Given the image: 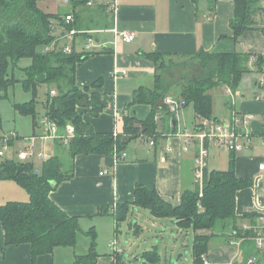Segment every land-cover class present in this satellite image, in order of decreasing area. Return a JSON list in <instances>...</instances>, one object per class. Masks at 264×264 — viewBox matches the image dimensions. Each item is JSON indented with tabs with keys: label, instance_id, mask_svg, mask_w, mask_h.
I'll use <instances>...</instances> for the list:
<instances>
[{
	"label": "trees",
	"instance_id": "16d2710c",
	"mask_svg": "<svg viewBox=\"0 0 264 264\" xmlns=\"http://www.w3.org/2000/svg\"><path fill=\"white\" fill-rule=\"evenodd\" d=\"M55 0H0V99L7 89L21 82L32 98L25 102L14 103V109L32 116L34 126L40 127V119L47 116L61 130L67 124L75 127V136L68 142L59 141L67 147L72 158V168L64 170L59 154H52L37 169L33 160L21 161L17 158L0 157V180H14L29 194L27 201L11 200L0 205V222L5 230L6 245L31 244L32 259L51 254L57 247H75L81 231L80 216L70 215L52 198L51 192L58 185L74 175L75 157L84 155H118L121 162L131 138L146 136L157 140L161 116L173 126L176 115L164 103L167 96H173L182 106L193 105L197 117L217 118L214 116L212 90L226 85L237 92L245 76L250 73L264 72V55L247 52H212L199 49L193 54L172 55L151 52L148 56L155 63L154 85L140 86L134 93L131 104L151 106L144 119L129 114L124 115V131L97 132L92 124L85 120V113L99 116L107 107L101 88L103 79L91 85L81 87L77 81V67L95 51H84L72 45L71 52H65L59 35L61 30L82 28L79 22L83 9L93 0H68L71 10L49 12L41 4ZM198 1V0H195ZM234 16L230 21L233 38L240 41L245 31L256 25L264 26V0H233ZM214 1H212V4ZM73 14L74 20L67 23L65 16ZM264 30V27H261ZM50 47V49H46ZM196 61L198 71L193 76H180L172 79L176 69L186 60ZM22 59H29L27 65H21ZM24 76L16 77V69ZM170 74V75H169ZM48 85L44 100V113L38 116L36 99L38 89ZM56 90L52 95L51 90ZM1 125V115H0ZM2 137V136H0ZM236 152L231 151L227 169H208L206 167L202 194L199 185L182 192L180 204L174 206L165 200L155 188L142 183L135 186L132 202H121L115 207H104L97 214H107L112 209L117 223L129 217L133 206L144 208L156 217L171 218L184 230H194V264H203L202 256L208 254L210 241L214 236L231 239L252 234L244 232L239 226L236 214L237 192L252 185L251 178L240 177L235 172ZM85 234L90 238L89 251L75 255L74 264H97V230L93 225ZM245 259L256 252L254 241L244 240L241 247ZM143 258L148 262H158L160 254L155 247L146 250ZM118 264L122 256L117 253Z\"/></svg>",
	"mask_w": 264,
	"mask_h": 264
},
{
	"label": "crops",
	"instance_id": "0c3cea01",
	"mask_svg": "<svg viewBox=\"0 0 264 264\" xmlns=\"http://www.w3.org/2000/svg\"><path fill=\"white\" fill-rule=\"evenodd\" d=\"M109 1L101 3L102 7L91 8L95 5L93 0L83 9V14L86 13L93 22L82 25L85 28L82 30L92 31L99 45L95 47V54L77 67V81L81 87L103 79L101 91L108 107L97 117L88 112L84 115L97 132L123 133L126 114L139 119L147 117L151 106L131 103L140 86L154 85L155 63L148 56L151 52L188 55L205 49L264 55V30L261 28L264 26L256 25L248 29L240 41L233 38L230 25L234 16L233 0H117L115 13L109 8ZM52 2H44L45 10L58 11ZM115 26L135 32L136 38L131 42L118 40L115 43V35L111 30ZM251 74L253 78L247 75L238 90L241 99L235 101L233 98L224 118L214 113L216 119L224 121L232 120L235 114H255L248 126L253 133L252 146L236 152L235 156L236 174L251 178L253 182L251 186L237 192L239 226L256 223L258 214L264 210V172L259 169L264 159V86L260 84L264 72ZM256 89L258 91L255 92ZM248 91H252L249 97ZM235 95L233 93L232 97ZM160 116L161 134L154 145L148 143L151 138L146 136L131 138L125 150L126 157L121 162L116 161L114 156L79 154L74 160V175L61 182L50 194L70 215H78L80 221L87 219L93 223L97 230L99 249L106 251V256L99 255L97 264H118L117 253L122 256L123 252L115 238L122 222L117 223L112 209L107 214H97L99 209L132 202L138 183L157 189L165 200L177 206L182 192L199 184L195 178L198 146L194 141L187 143L184 133L194 131L202 118L195 114L194 127L182 132L178 118L172 126L164 113L161 112ZM134 140H142L145 145L133 144ZM16 143L19 144L18 148L24 146L21 140ZM167 148L170 149L168 152L165 151ZM230 154L231 151L228 165ZM220 162L222 160L218 153L209 154L207 168L223 170L229 167L219 168ZM29 198L28 192L14 180H0V205L11 200L27 201ZM136 208H131L129 216L135 215ZM102 234H106L103 245ZM115 240L117 245L114 247ZM224 240L225 243L208 252L214 264L233 260L241 250L237 244H231L226 238ZM75 255L77 253L73 249L57 247L53 253L41 255L33 261L31 244L6 245L5 230L0 222V264H65V260L73 264ZM235 263L246 264L243 252Z\"/></svg>",
	"mask_w": 264,
	"mask_h": 264
},
{
	"label": "rangeland",
	"instance_id": "374dc122",
	"mask_svg": "<svg viewBox=\"0 0 264 264\" xmlns=\"http://www.w3.org/2000/svg\"><path fill=\"white\" fill-rule=\"evenodd\" d=\"M105 0H95V5L91 8L102 7L101 3ZM54 3L57 10L65 12L71 10V6L68 3L61 2V0H55ZM45 8V4H41ZM107 15V14H106ZM80 25L91 24L93 20L87 18V14H82L79 19ZM264 24V20H263ZM105 36V35H104ZM80 37L77 38V47L81 45ZM65 43H71V38H64L61 41V45ZM186 60V63L182 64L180 68L171 74L172 79H178L180 76H193L196 71H198V66L196 61L191 59L179 58L177 61ZM30 62L29 59H22L20 64L27 65ZM16 77L22 78L24 76L20 69L15 71ZM170 75V74H169ZM249 76L253 78L250 73ZM246 77V76H245ZM50 87L48 85H42L38 89V96L36 99V109L38 116H42L44 113V100L45 96ZM258 89V88H257ZM255 90L258 91V90ZM214 99V113L221 118H224V114L227 113L229 107L233 103V98L235 101L241 99L239 91L228 92V87L226 85H220L215 87L212 91ZM252 91H248L247 97L250 96ZM236 97H232V94ZM6 96L0 99V115H1V125H0V136L4 134L8 135L14 131L18 132L24 138H29L34 135H40L43 132V128L34 126L32 116L22 115L14 109V103L25 102L32 98L31 94L23 88L21 82H17L11 85L7 91ZM177 118L180 120V126L182 132L186 129H192L195 122V111L192 104L188 106H182L178 111ZM227 121V120H225ZM245 128L244 125H240ZM133 141L134 143L144 144L142 140ZM28 143V140L23 141ZM16 143L15 147L18 148ZM145 145V144H144ZM33 146L36 151H45L47 153L59 154L61 160L64 164V170L68 171L72 168V158L68 152L66 146L60 143L58 140H42L40 138L33 142ZM213 148V147H212ZM211 148L209 154L212 156L214 154L219 155L220 162L219 168H227L229 165L227 163L229 149L226 147ZM10 155L13 154V150L9 152ZM34 165L37 169H40L43 165V160L35 158L33 160ZM199 185L200 190H202L203 185ZM81 231L78 235V242L75 247H68V249H73L77 254H86L89 251L90 238L85 234L86 231L93 226L92 222L89 220H81ZM138 229V230H137ZM106 234L101 235V244L105 243ZM118 243L122 246V264H143L145 259L143 258V253L146 250L158 248L160 254V260L158 262H152L150 264H194L193 259V247H194V230L192 228L188 230L181 229L177 223L171 218L156 217L150 213L149 210L144 208H136V213L134 216H129L125 222H122L120 229L115 236ZM224 236H214L210 241L209 250L216 249L221 243H225ZM228 244H230L228 242ZM117 245V244H116ZM97 251L101 257L106 256V251L102 248L99 249L97 245ZM242 257H240L241 259ZM176 259H179L176 262ZM65 264H72L65 260ZM74 264V263H73Z\"/></svg>",
	"mask_w": 264,
	"mask_h": 264
},
{
	"label": "built area",
	"instance_id": "2783aa9c",
	"mask_svg": "<svg viewBox=\"0 0 264 264\" xmlns=\"http://www.w3.org/2000/svg\"><path fill=\"white\" fill-rule=\"evenodd\" d=\"M61 2L67 3L68 0H61ZM93 1H90L88 4H92ZM117 0L109 1V8L112 12L117 10ZM67 23H70L74 20L73 14H67L65 16ZM112 32L115 35V43L118 40L124 42H131L136 38V33L128 30H121L117 26L113 27ZM55 34L59 35L58 39L71 38V43H66L64 46L65 52L72 51V45L78 44L77 38L81 39V47L79 49L84 51H95V47L99 45V42L96 41L95 35L92 31L82 30V29H66L61 30L57 29ZM50 49V47H46ZM260 84L264 86V77L260 80ZM228 92L232 91L228 89ZM56 90L52 89L51 94L55 95ZM164 103L169 105L171 111L178 116V111L182 107V104L177 101L173 96H167L164 99ZM255 114L246 113L244 115L235 114L232 120L224 121L216 118H204L202 119L199 126L194 131H185L184 137L187 139V143L190 141L196 142L198 146V153L195 156V178L197 183L203 185L205 170L207 167V158L209 155V149L212 147H226L230 151L238 152L251 148L252 146V136L253 133L248 129L249 124L254 120ZM240 125H244L245 128H242ZM43 128V132L40 135H34L29 138L21 137L16 131L8 135L4 134L0 137V157L1 158H17L21 161L34 160L39 158L41 160H47L52 156V153H47L45 151H36L33 146V142L40 138L42 140H56L60 139L65 144L68 143L75 136V127L72 124H67L64 128V131L61 132L60 127L53 122L49 117L42 116L40 119V128ZM117 135V133H115ZM21 140L24 143V146L21 148L15 147V141ZM28 140V143L23 141ZM147 142V141H146ZM150 145L155 144V140L151 139L148 141ZM262 145L264 146V135L262 136ZM13 150V154L10 155L9 152ZM170 149L167 148L165 151L168 152ZM164 152V155L166 154ZM163 155V156H164ZM116 161H118V155H114ZM126 157V152H122L121 158ZM259 169L264 172V159L259 164ZM104 173V172H103ZM202 194V190H201ZM241 230L244 232H251L244 237L231 239V244H237L239 249L241 248L242 242L246 239H251L254 241L256 252L245 259L246 264H264V210L261 211L258 216L256 223L248 224L244 223L241 226ZM117 244L116 240L113 241V246ZM242 254V250L236 255V257L227 262V263H215V264H236L235 260L239 255ZM203 264H214L209 259L208 254L202 256ZM177 264V263H175Z\"/></svg>",
	"mask_w": 264,
	"mask_h": 264
},
{
	"label": "water",
	"instance_id": "95a60500",
	"mask_svg": "<svg viewBox=\"0 0 264 264\" xmlns=\"http://www.w3.org/2000/svg\"><path fill=\"white\" fill-rule=\"evenodd\" d=\"M174 123H176V122H174ZM178 261H179V259H176V262H178ZM143 264H148V262L145 260Z\"/></svg>",
	"mask_w": 264,
	"mask_h": 264
}]
</instances>
